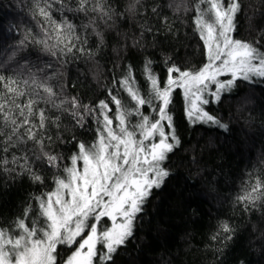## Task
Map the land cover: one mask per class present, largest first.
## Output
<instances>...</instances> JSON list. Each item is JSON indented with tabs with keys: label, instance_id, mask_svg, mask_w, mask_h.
<instances>
[{
	"label": "trees",
	"instance_id": "16d2710c",
	"mask_svg": "<svg viewBox=\"0 0 264 264\" xmlns=\"http://www.w3.org/2000/svg\"><path fill=\"white\" fill-rule=\"evenodd\" d=\"M47 2L52 4L55 21L66 18L75 25L80 41L87 40L85 53L57 51L52 56L35 43L45 38L42 28L51 32V26L37 14L38 6L45 7L46 0H0V74L20 79H28L33 73L41 80L53 77L48 83L57 93V103L77 97L82 104L95 108L101 100L110 101V90L130 103L127 93L114 84L123 78L129 65L138 87L147 92L146 60L152 61V70L161 82L167 78L168 57L181 69L199 68L206 61L204 44L194 24L197 0H141L143 6H138L134 16L126 11L130 0H104L105 7L117 14L115 22L107 24L95 12L76 11L78 0H63L66 9L72 11L62 10L55 0ZM240 2L233 37L259 41L257 46L264 50V0ZM92 6L90 0L88 7ZM153 7L158 14H153ZM165 16L167 24L163 22ZM90 21H95L94 26L104 34L103 43L92 27H85ZM29 30L26 46L17 48V42ZM134 41L138 43L134 45ZM80 46L77 43V48ZM13 51L17 55L9 61ZM26 99L21 97L20 102ZM37 107L46 109L50 118H60L59 127L50 120L44 133L53 138L51 143L45 139V150L61 157L59 167L37 160L38 149L31 141L6 153L0 144V161L10 162L7 166L0 164V227L21 217L29 205L32 212L26 223L31 225L39 212L35 197L55 189V176H63L64 167L72 166L71 156L78 151V143L90 146L97 138L95 115L86 117L81 127L68 111L43 102ZM65 107L70 108V104ZM110 107L112 116L115 105ZM148 107L143 106L141 112L148 115ZM203 107L227 124L228 131L210 123H189L182 92L175 90L172 115L180 146L164 162L171 175L160 188L152 190L134 221L133 236L107 264H264V200L247 210L237 200L257 177L264 179V79H238L231 91L222 93L219 102ZM129 119L135 123L139 117ZM25 154L32 169L43 177L42 183L34 182L19 165L11 163L13 155ZM225 223L230 233L221 230ZM229 235L232 238L226 239ZM70 250L67 245L58 246L57 264H62ZM99 252L94 264H102Z\"/></svg>",
	"mask_w": 264,
	"mask_h": 264
},
{
	"label": "snow or ice",
	"instance_id": "6c2138e0",
	"mask_svg": "<svg viewBox=\"0 0 264 264\" xmlns=\"http://www.w3.org/2000/svg\"><path fill=\"white\" fill-rule=\"evenodd\" d=\"M55 2L62 10L66 9L63 0ZM91 2L93 6L89 8L90 0H78L75 10L95 12L105 24L115 22L117 14L105 7L104 0ZM138 6H143L141 0H130L126 11L134 16ZM51 8L52 4L47 0L45 7L37 8V14L51 26V32L42 28L45 38L37 39L35 43L43 45L44 51L52 56H56L57 51L85 53L83 45L87 40L80 41L75 35V25L66 18L55 21ZM179 9L180 5H177L176 10ZM66 10L72 11L70 8ZM240 11V0H227L226 3L225 0H197L195 30L203 41L208 62L200 68L181 69L171 57L166 58L167 79L161 86V80L152 70V61L146 60L147 92L138 87L133 67L129 65L123 78L114 84L118 83L127 93L130 103L111 90L108 93L110 101L101 100L95 108L82 104L77 97L61 99L57 103V93L48 83L53 77L41 80L33 73L28 79H20L0 74V85L3 86L0 91V144L3 152L31 141L38 149L35 153L37 160L46 161L50 167H59L61 157L45 150V139L51 143L53 138L44 133L50 120L59 127L60 118H50L46 109L38 108L41 102L70 112L81 127L86 117L95 115L99 126L97 140L92 145L77 144L78 151L71 156L72 166L64 167L63 176H55V189L35 197L39 206L37 219L31 225L26 223L32 212L29 205L21 217L7 227H0V264H57L58 246L71 247L74 244L78 247L63 264H94L98 244L105 249L99 252L102 264L113 261L118 249L133 236L134 221L152 190L160 188L171 175L164 162L180 146L172 115L175 90L182 91L189 123H210L228 131V125L203 106L219 102L222 93L231 91L238 79L249 82H253V77L264 79V50L257 46L259 41L253 43L233 37ZM152 12L158 14L157 7H153ZM163 22L168 23L167 16ZM94 24L95 21H90L85 27H92L103 43L104 34ZM30 36L29 30L17 42V48H24ZM77 43L81 44L79 48ZM137 43L134 41V45ZM16 55L17 52L13 51L8 60H14ZM222 75L231 78L222 81L219 79ZM210 85H215V91H210ZM208 96L212 97L211 101ZM21 97L27 99L20 102ZM67 104L70 108L65 107ZM110 104L115 105V115L111 117ZM143 106L152 108L151 117L141 112ZM133 116L139 119L130 127L129 118ZM114 120L118 122L115 127ZM78 162H82V169L77 167ZM9 163L7 159L0 161L5 166ZM11 163L19 165L34 182H43V177L32 169L26 154L22 157L13 155ZM237 200L245 210L249 206L255 207L257 201L264 200V179L257 177L250 190H245ZM105 217L111 221V226L100 228V221ZM221 230L225 233L232 231L226 223ZM217 238L218 234L213 236V239ZM231 238V235L226 237Z\"/></svg>",
	"mask_w": 264,
	"mask_h": 264
},
{
	"label": "rangeland",
	"instance_id": "374dc122",
	"mask_svg": "<svg viewBox=\"0 0 264 264\" xmlns=\"http://www.w3.org/2000/svg\"><path fill=\"white\" fill-rule=\"evenodd\" d=\"M208 61H207V55H206V61L204 62V64H206ZM203 64V65H204ZM202 65V66H203ZM202 66H200V67H202ZM199 67V68H200ZM231 77H230V75H222V76H220L219 77V79L220 80H222V81H224V80H228V79H230ZM167 79V78H166ZM166 79H164L163 80V82L164 81H166ZM163 82H162V85L161 86H163ZM209 89H210V91H215V85H210L209 86ZM180 92H182L181 90H180ZM182 98H183V95H182ZM208 99L209 100H212V97L211 96H208ZM183 106H184V100H183ZM153 110H152V108L151 107H148L147 109H146V112L148 113V115L151 117L152 115H153V112H152ZM115 114H113L112 116H114ZM110 117H111V115H110ZM103 119V117H101V120ZM137 122V120L135 121V123ZM118 122L117 121H113V127H115V125L117 124ZM135 123H132V122H130V127H131V125H134ZM166 131H167V129H166ZM137 138H139V136L137 135ZM154 139H158V137L157 138H154ZM97 140V138L95 139V141ZM94 141V142H95ZM93 142V143H94ZM146 143H148L147 141H146ZM77 167L78 168H80V169H82V162H78V165H77ZM111 226V221L110 220H108L106 217L105 218H102V220L100 221V224H99V227L100 228H106V227H110ZM86 232H87V230H86ZM86 234V233H85ZM78 240L80 239V238H77ZM73 247V248H72ZM76 247H78V244H74L73 246H71V250H70V253H69V255L71 254V252L72 251H74L75 250V248ZM97 248H98V250L99 251H102V252H104L105 251V249L103 248V245L102 244H98L97 245ZM68 255V256H69ZM67 256V257H68ZM67 257H65L64 259H63V261L61 262L62 264H63V262L67 259Z\"/></svg>",
	"mask_w": 264,
	"mask_h": 264
}]
</instances>
